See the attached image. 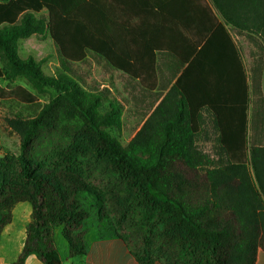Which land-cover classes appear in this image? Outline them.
Listing matches in <instances>:
<instances>
[{"label": "trees", "instance_id": "16d2710c", "mask_svg": "<svg viewBox=\"0 0 264 264\" xmlns=\"http://www.w3.org/2000/svg\"><path fill=\"white\" fill-rule=\"evenodd\" d=\"M165 3L0 0V101L37 103L36 94L12 86L18 78L39 94L57 93L35 117L10 122L21 137L20 154L15 161L0 158V234L14 205L32 207L23 250L12 264H25L32 254L52 264L47 255L56 251L59 227L71 257L88 254L87 199L100 209L102 200L80 171L56 160L63 135L103 163L116 238L137 263L255 264L264 250V145L250 139L251 128L264 133V109L250 118L251 82L228 30L264 41V0ZM45 33L61 58L53 76L42 61L18 55L21 40ZM90 53L151 92L159 84L157 55L177 62L172 87L126 146L109 131L122 129L123 107L102 113L107 93L86 89L70 74V64ZM252 83L264 104L260 82ZM207 115L218 134L216 159L197 146Z\"/></svg>", "mask_w": 264, "mask_h": 264}, {"label": "rangeland", "instance_id": "374dc122", "mask_svg": "<svg viewBox=\"0 0 264 264\" xmlns=\"http://www.w3.org/2000/svg\"><path fill=\"white\" fill-rule=\"evenodd\" d=\"M42 14L47 16L46 11ZM228 30L240 49L250 78L253 92L250 110V118L252 119L256 110L264 109V104H262L261 98L255 94V85L252 83L254 79L260 82L264 98V41L252 32L240 33L232 26H229ZM18 55L21 59L33 58L36 61H42L43 72L48 76H53L61 66L58 48L49 33L34 35L32 38L21 40ZM169 57L170 55L165 53L157 55L159 84L156 90L152 92L142 88L138 80L114 69L104 59L91 53L83 61L71 63L70 74L86 89L107 93L109 100L101 108L102 113L109 111L112 105L119 104L123 107L122 129H110L109 131L123 146H126L165 95L166 89L168 92L172 87L177 67H173ZM173 68L176 69L174 74ZM1 84L6 86L8 82L3 81ZM19 85L36 94L38 100L34 105L21 103L16 99L0 101V132L7 138L3 156L8 154L14 161L20 154L21 137L10 122L26 121L35 117L43 105L57 96L53 89H48L46 93L39 94L25 78H18L12 84L13 87ZM217 136L213 118L207 115L202 133L197 138V146L214 159L217 158ZM250 139L264 145V133L260 132L256 136L253 128L250 129ZM73 143L75 141L67 135L58 137L56 139L58 147L55 149L57 154L55 158L61 164L67 160L75 171H80L91 190L97 194V198L102 200L103 207L100 209L97 203L88 197L87 203L91 206L92 214L85 222L82 230L83 238L86 236L84 239L86 246L88 249H92L90 264H132L129 257V247L123 241L115 238L118 226L110 206L106 202L109 191L105 187L107 186V178L104 177L103 163L92 158L84 144L78 141ZM97 235L111 238L112 241L99 244L96 242ZM54 240L59 253H63L68 248V243L60 231L55 233ZM126 249L128 255H126Z\"/></svg>", "mask_w": 264, "mask_h": 264}, {"label": "crops", "instance_id": "0c3cea01", "mask_svg": "<svg viewBox=\"0 0 264 264\" xmlns=\"http://www.w3.org/2000/svg\"><path fill=\"white\" fill-rule=\"evenodd\" d=\"M159 1H163V0H159ZM169 1L170 3H174L176 1L185 2L188 0H168V3L165 4L170 5ZM169 13L171 12L169 11ZM169 59L173 67H177V62L174 59V57L170 55ZM175 70H176L175 68L172 69L173 74ZM175 80L176 77L173 83L175 82ZM166 93H167V89L165 91V94ZM6 143H7V138L0 132V158L3 157L4 155V151L6 149L5 146ZM11 213H12V221L5 226V228L0 234V264H12L18 259L19 255L23 250L24 243L26 240L27 227L32 220V207L28 202L17 203L12 208ZM57 231H60L62 233V228H57L54 231V236ZM97 237L98 239H96V242L99 244H105L112 241L111 238L108 237L105 238L104 236H98V235ZM67 247L68 248L64 250L63 253H59L56 248L55 252L49 253L47 255V259L52 264H90V259L92 255L91 248L88 249V254L85 256L71 257L69 246ZM63 249L65 248L63 247ZM125 252L126 255H128L127 249L125 250ZM129 257L130 260L132 261V264H139L136 262V260L131 255V253H129ZM25 264H45V263L37 255L32 254L28 256ZM255 264H264V250L262 248L258 249L257 259Z\"/></svg>", "mask_w": 264, "mask_h": 264}]
</instances>
